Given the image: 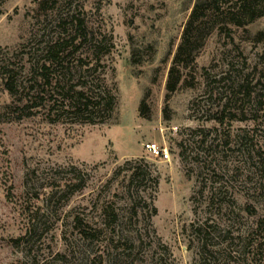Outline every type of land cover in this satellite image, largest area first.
I'll list each match as a JSON object with an SVG mask.
<instances>
[{"label":"rangeland","instance_id":"obj_1","mask_svg":"<svg viewBox=\"0 0 264 264\" xmlns=\"http://www.w3.org/2000/svg\"><path fill=\"white\" fill-rule=\"evenodd\" d=\"M192 1L0 0V264H264V14L213 27L171 92ZM77 83L109 118L61 105Z\"/></svg>","mask_w":264,"mask_h":264},{"label":"trees","instance_id":"obj_2","mask_svg":"<svg viewBox=\"0 0 264 264\" xmlns=\"http://www.w3.org/2000/svg\"><path fill=\"white\" fill-rule=\"evenodd\" d=\"M189 9L190 12L182 27L180 41L173 53L172 65L167 75L166 88L171 92L175 90V86L180 80V77L172 79V74L178 73L175 68L186 69L193 62L197 49L202 46L205 37L213 27L239 26L241 19L247 23L254 21L264 14V0H193ZM71 40L57 37L47 47L45 52L47 58L44 62L49 63L51 67L67 72L64 53L69 46L67 45L68 41ZM47 69L45 63L38 66V70L41 72ZM68 73L66 76H69ZM62 89L57 94L61 99V105L64 103L71 112L84 116L86 123L95 122L96 116L101 113L105 115L98 119L100 122L109 118L114 106V97L103 85L94 87L87 83H77L66 86L65 93L61 92ZM153 212H155L154 209ZM81 227V236L83 237L92 232L86 222H82Z\"/></svg>","mask_w":264,"mask_h":264},{"label":"built area","instance_id":"obj_3","mask_svg":"<svg viewBox=\"0 0 264 264\" xmlns=\"http://www.w3.org/2000/svg\"><path fill=\"white\" fill-rule=\"evenodd\" d=\"M146 150L148 152L153 153L157 157H162L163 159H167L168 155L165 149H159V147H156V145H146Z\"/></svg>","mask_w":264,"mask_h":264}]
</instances>
